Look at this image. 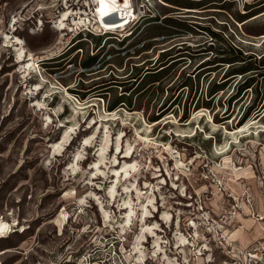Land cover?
Returning <instances> with one entry per match:
<instances>
[{
    "label": "rangeland",
    "instance_id": "374dc122",
    "mask_svg": "<svg viewBox=\"0 0 264 264\" xmlns=\"http://www.w3.org/2000/svg\"><path fill=\"white\" fill-rule=\"evenodd\" d=\"M66 1L76 14L59 33L60 0L40 2L47 18L40 24L30 18L34 4L0 0V219L8 224L0 264H163L148 235L134 255L143 225L160 229L163 252L178 264L185 255L188 264H232L243 247L228 234L224 243L222 230L242 231L233 214L264 212V0H192L194 8L182 7L187 0H132L142 6L126 28L134 7L109 23L79 14L83 0ZM10 19L32 57L29 76L1 40ZM78 26L95 36L81 33L86 39L72 47L70 31ZM102 29L117 33L98 36ZM228 47L262 75L229 79L207 107L182 111L188 90L175 84ZM164 62L170 64L137 97L135 77ZM223 70L199 75L195 99L212 77L225 79ZM243 80L247 86L239 87ZM123 93L130 106L105 108ZM234 166L243 171L231 174ZM261 229L241 235L244 246ZM178 235L191 245L182 255Z\"/></svg>",
    "mask_w": 264,
    "mask_h": 264
},
{
    "label": "bare ground",
    "instance_id": "6f19581e",
    "mask_svg": "<svg viewBox=\"0 0 264 264\" xmlns=\"http://www.w3.org/2000/svg\"><path fill=\"white\" fill-rule=\"evenodd\" d=\"M60 2H61L60 5H61V10L62 11L59 12V15H58L57 21H56V22H58V26L56 28L59 29V33H61L62 31L68 30L67 21H69V19H70L71 16H74L76 14V13H73L74 12L73 9H71V10L69 9V8H72V7H70L69 5H67L64 2L62 3L61 0H60ZM82 4L84 5L83 8H81V6H79V8H78L79 14L82 13V15H84V14L87 15V12H88V13H90V17H97V16L101 17L100 13L97 11V9L100 8V7H97V5L99 4L98 0H87L86 3H82ZM165 5H168V4H165ZM93 6L94 7H97V8H95V10H93L92 9ZM106 7L116 9L115 12H112L108 16H105L106 18H109V20L110 19H115L118 16H123L125 13H127L129 11L133 12V3H132V0H127V5H125V0H115V2H113V0H107ZM14 20L15 19H10V22H9L10 27H8V31L3 34L1 40H2L4 46H6V47L7 46L8 47L13 46V48L16 51V59H17L18 63H22L23 64V66L21 68L22 69V73H24V75H26V76H29V75H31V71H33V69H32V57L30 56V54H25V51L23 50V45H22L21 40H19V38H17L13 34V31H14L13 25L15 23ZM111 21L112 20H110L109 23H112ZM39 87L40 86L38 85V86L35 87V89L36 88H39ZM242 131L243 130L241 129L238 132H242ZM66 138H68L67 132H65L62 135L61 142H60L59 145H62L63 143H65L67 141ZM87 143H89V142L86 141V145L85 146H87ZM126 157L128 158L129 156H126ZM129 158H131V156ZM127 168H128V163L125 161L124 164H123V166L121 167L120 172L125 173L126 171H128ZM228 170H229V172L231 174H235V175L240 174L239 171H243L242 168L236 169L235 166L232 167V168H230V169H228ZM113 172H116V169L113 170ZM123 177H124V175H123ZM119 178H120V176H119ZM95 179H100V178H96L95 177ZM251 195H252L253 199L255 201H257V199L255 198L256 196H254L252 193H251ZM260 201H261V199H260ZM242 208H243V205H241V208H239V209L240 210H243ZM255 215L256 214H254V215L251 214V216L248 215V214L247 215H243L241 213H238L237 215H234L233 214V218H236L235 221H236L237 225H239V228L242 229V231L237 232L236 230L235 231H233V230L226 231V229L222 230V237L224 238L223 242L224 243L227 242L229 240V237L228 236H230V238H234L235 237L236 239H238L241 242V245L243 246L244 245V242H243V238L241 237V235H243V234H246V235L250 234L249 231H251V229L256 232L257 230H259L262 227L261 230H263V228H264V222H262L263 226H261V223H258V221L256 219H262L264 221V212H262V211L261 212H258V215L257 216H259V217L255 216ZM162 219L164 220L165 223L166 222H169V219H168L166 213L163 214ZM145 222H146V220H144V223ZM7 225L8 224L6 222H4L3 220L0 219V237H2V235H3L2 233L4 232L3 230L6 229ZM189 226L190 227H193L194 225H189ZM124 228H125V226H120L119 227L120 232H123L124 233ZM220 228L223 229L222 227H220ZM193 229H194V227H193ZM141 232L142 233L140 235V238H138L137 241L134 244V250H135L134 255H136L139 252V250H138V244H140L142 242V240H144L143 238L147 237V235H148L153 240V257H155V258L156 257H161V262L163 264H178L177 262L172 261L167 256V254L165 252H163L162 246H161V242L159 241V238H158L159 237L158 236V232H160V229L157 226H145V225H143V226H141ZM227 234H228V236H227ZM196 235L197 234L194 232V236H196ZM192 239H195V238H192ZM189 243L190 242H188L183 236L182 237L179 236V238H177V241L175 242V249L177 251H179V253L182 255L183 253H185L184 252V248L187 247V246L188 247L191 246ZM230 243L231 242H229L228 244H230ZM235 247L236 246H233V248H235ZM203 249H207V247L204 246ZM199 255H201V254H199ZM199 255L193 254L194 259H197L198 260L199 259V257H198ZM140 256L142 257L141 254H140ZM207 261H210V259H208ZM142 262H143V260L141 258L138 259V263L142 264ZM184 262H185V264H188L187 263L188 260H187V256L186 255L184 256L183 263Z\"/></svg>",
    "mask_w": 264,
    "mask_h": 264
},
{
    "label": "trees",
    "instance_id": "16d2710c",
    "mask_svg": "<svg viewBox=\"0 0 264 264\" xmlns=\"http://www.w3.org/2000/svg\"><path fill=\"white\" fill-rule=\"evenodd\" d=\"M167 3L173 4V2L171 0H163ZM190 4H192V0H187L185 1V6H182L184 8H194L191 7ZM175 5V4H174ZM136 19H133L130 24L132 22L136 23ZM129 24V26H130ZM81 33H84V35H92L95 36V34L91 31L88 30H80L74 28L73 29V33H72V39H73V43L71 44L72 47H76L78 44L83 43L84 39L86 38H82L81 37ZM98 36L101 37H106V36H110V33H108L107 31H103V32H98L97 33ZM131 35V32H129V34L124 35L121 39H119L117 41V45L120 46V44H122V42H124L125 40H127L129 38V36ZM106 39H112V38H105ZM118 46V49H119ZM80 48V47H79ZM213 54H211V56H209L207 59L201 61L197 66H195V68L189 72L188 74H186L185 79L187 81H183L180 82L179 84H175L174 89H179V91H182L183 89H187L188 90V95L187 97L184 99L185 103L184 106L182 108V111L187 110L190 105L192 106L193 109H196L199 107L200 104L205 105V107H207L206 105L212 100V98L214 97L215 94H217V92L219 90L222 89V87L226 84V82L230 79H234L237 76L241 77L243 75H245L246 72L248 71H253L254 73H259V75H262L261 72V68L260 67H251L250 63L246 60L245 58V54H242L240 49L237 47H228L227 51H215L212 52ZM96 58L95 54H92L90 56L87 57L86 61L82 63V65L84 67L92 64L94 62ZM261 62H264V57L260 60ZM170 63L167 64V62L158 64L156 67L154 68H145L141 71V74L139 73L134 81H135V92L140 91L139 93H137V97H139V94L145 89V86H147L148 84L157 81V74H159L161 71H163ZM203 66H206L204 68H202ZM224 68L223 70V74H224V80L222 81H215L213 80V77L207 82L203 96H198L196 99V87L198 86V77L199 75H203V76H207L208 74H210L211 71H215L218 68ZM150 78V80H148L146 82V84H142L143 81H145V79ZM191 81H194V85L195 88L193 90V84L191 83ZM247 81L243 80L242 83L239 85V87H246L247 86ZM151 85V84H150ZM123 92H126L127 90L122 89ZM195 100V101H194ZM131 101L130 99H127L123 94H119L117 95V97H115V99L108 105L106 103L105 108L107 110H112L114 109L116 106H130ZM256 112H258L256 115L259 114V110H257ZM154 118V117H152ZM150 118V120L152 119ZM240 126V125H239Z\"/></svg>",
    "mask_w": 264,
    "mask_h": 264
},
{
    "label": "built area",
    "instance_id": "2783aa9c",
    "mask_svg": "<svg viewBox=\"0 0 264 264\" xmlns=\"http://www.w3.org/2000/svg\"><path fill=\"white\" fill-rule=\"evenodd\" d=\"M26 1H27L26 4H31V3L34 4V6H35V9L34 10H36V11L30 12L31 13V17L30 18L34 19V21L36 23L39 22V24L42 23L40 21H44L45 22L47 20V18L44 17L45 14L42 11H40V9L38 10V7H39L40 2L43 1V0H26ZM63 2L66 3L67 1L66 0H63L62 3ZM86 2H87V0L86 1L83 0L79 5H76V7L77 6L78 7L81 6V8H83L84 5L82 3H86ZM141 6L138 5L137 8H135L134 5H133V7L135 9V15L134 16H131L129 18V21L135 19V16H138L137 10H138V7H141ZM59 7H61V5ZM97 7H94L93 6L92 9L95 10V8H97ZM60 10H61V8H58V7L55 8L56 15L59 14V11ZM34 12H37V13H35V15H36L35 17L32 14ZM12 17H15V16L12 15ZM74 28H76V30L77 29H80V30H83V31H85V30L91 31V29L88 26H86V27H82V26L80 27V26H78V27H74ZM73 29L70 32H72ZM98 31L99 32H103V31H106V30L105 29H102V30H98ZM115 33H117V32H115ZM257 215L258 214H256L255 216H257ZM257 217H259V216H257ZM2 236H4V235H2ZM262 236L263 237L261 239L256 240L255 242L251 243L246 248L238 249V251H237L238 260H233L234 262H232V264H264V228L262 230Z\"/></svg>",
    "mask_w": 264,
    "mask_h": 264
},
{
    "label": "snow or ice",
    "instance_id": "6c2138e0",
    "mask_svg": "<svg viewBox=\"0 0 264 264\" xmlns=\"http://www.w3.org/2000/svg\"><path fill=\"white\" fill-rule=\"evenodd\" d=\"M100 4V8L97 9V11L100 13L101 17L108 16L110 13L115 12L116 9L114 8H108L106 7L107 5V0H98ZM115 2V0H113ZM125 5H127V0H125Z\"/></svg>",
    "mask_w": 264,
    "mask_h": 264
},
{
    "label": "crops",
    "instance_id": "0c3cea01",
    "mask_svg": "<svg viewBox=\"0 0 264 264\" xmlns=\"http://www.w3.org/2000/svg\"><path fill=\"white\" fill-rule=\"evenodd\" d=\"M261 231V230H260ZM263 236H260V237H258V238H255V239H261ZM239 243H240V245H241V242L239 241V240H237ZM254 241H256V240H252L248 245H250L251 243H253ZM248 245H246V246H242L243 248H246Z\"/></svg>",
    "mask_w": 264,
    "mask_h": 264
}]
</instances>
